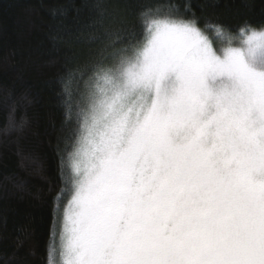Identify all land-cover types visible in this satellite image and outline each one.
Here are the masks:
<instances>
[{
  "label": "snow or ice",
  "instance_id": "1",
  "mask_svg": "<svg viewBox=\"0 0 264 264\" xmlns=\"http://www.w3.org/2000/svg\"><path fill=\"white\" fill-rule=\"evenodd\" d=\"M184 16L142 12L84 81L49 264H264V27Z\"/></svg>",
  "mask_w": 264,
  "mask_h": 264
},
{
  "label": "trees",
  "instance_id": "2",
  "mask_svg": "<svg viewBox=\"0 0 264 264\" xmlns=\"http://www.w3.org/2000/svg\"><path fill=\"white\" fill-rule=\"evenodd\" d=\"M171 5L203 29L264 27V0H0V264H49L74 102L98 61L141 36V13Z\"/></svg>",
  "mask_w": 264,
  "mask_h": 264
},
{
  "label": "rangeland",
  "instance_id": "3",
  "mask_svg": "<svg viewBox=\"0 0 264 264\" xmlns=\"http://www.w3.org/2000/svg\"><path fill=\"white\" fill-rule=\"evenodd\" d=\"M199 27H200V26H199ZM201 28H202V27H201ZM202 29H203V28H202ZM208 33H209L211 39H213L214 41L219 42V37L214 36L210 30L208 31ZM70 199H71V198H70ZM70 199H69V200H70ZM69 200H68V201H69ZM67 204H68V202H67ZM67 204H66V205H67Z\"/></svg>",
  "mask_w": 264,
  "mask_h": 264
}]
</instances>
